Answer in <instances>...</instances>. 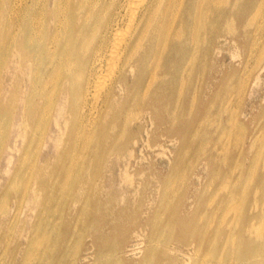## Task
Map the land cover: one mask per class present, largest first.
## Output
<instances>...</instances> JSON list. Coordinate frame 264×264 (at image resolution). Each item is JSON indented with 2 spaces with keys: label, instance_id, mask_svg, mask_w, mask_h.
<instances>
[{
  "label": "rangeland",
  "instance_id": "rangeland-1",
  "mask_svg": "<svg viewBox=\"0 0 264 264\" xmlns=\"http://www.w3.org/2000/svg\"><path fill=\"white\" fill-rule=\"evenodd\" d=\"M23 1L22 6L19 5L21 2L19 0L16 4L20 6L19 9L16 7L18 15L34 13V10L39 11L43 0H36L32 6H29L30 0ZM136 2L137 0H132L133 4ZM7 3V0H0V23L4 26L6 23V27L10 22V17H7L9 8ZM113 3H115L114 0H82L81 7L77 9L78 12L76 10L74 13L76 17L70 15L65 6H62L64 11L58 14L63 20V27L60 26L62 35L58 37L61 45L69 41L74 49L72 54L81 56L82 43H85L89 49L95 43L97 44L106 21L114 11ZM127 14L122 17L119 28L128 34ZM10 16L14 19L13 14ZM257 18L259 21L260 16ZM203 33H199L194 39L189 38L183 64V69L186 68V70L182 69V72L180 70L176 81L173 82V68L168 70V75L164 77L161 74L162 66L156 67L157 59L152 60L154 63L150 68H156L154 71L159 79L146 95H144L145 89H141L140 98L134 100L136 104L132 101L133 99H130L119 120L121 122L123 116H127L124 126L120 124L112 129V119L108 120L107 129L113 140H109L104 147L97 150L95 144L83 147L80 143L68 150L72 163H84L87 168L90 164L89 173L92 174L89 175L90 183L101 192L97 195L94 194L95 189H89V193L87 192V196L91 195L93 198L95 196L94 199L99 200L94 226L92 227L88 218L89 212L93 209V203L89 202L88 206L85 205L84 213L75 214V211L70 208L73 207L74 197L70 195L59 197L57 202L62 201L59 202V207L55 208L54 204L51 205L48 213L44 214L46 220L43 218L39 223L40 232L38 233H45V239L47 238L46 243L45 241L41 243V249H45L47 254L44 257L45 260L41 262L36 260V253L31 255L29 253L26 262L25 259L22 260L29 244L27 241L29 231L16 227L8 245L0 242V254H2L0 264H56L60 258L61 264L74 262V264H115L117 260L119 263L116 264H158V261L159 264H200L202 261L212 264L213 261L220 258L227 259L231 255L236 260L235 253L237 254L242 246L239 229L241 216L248 210L255 214L264 209V186L261 187V184L257 182L264 170L263 160L247 166L243 162L242 155H239L242 147L241 140L245 137L247 130L255 129L264 103V69L261 72V81L253 86L258 67L264 64V58H258L260 59L258 61L256 53L248 55L249 58L245 53L241 54L242 51L234 39L237 35L234 25L232 31H229L227 26L221 36H212L213 45L204 56V45L199 42ZM121 34L122 32L119 35L124 37ZM187 34L180 37L178 41H184L189 37ZM6 40L7 44L8 38ZM9 44L4 47V56L0 58V87L6 90L11 87L14 77L19 80L23 78L21 70L24 69L23 65L10 61L6 48L14 50L15 46ZM180 51H182L180 46L171 50L172 57ZM65 52L64 55L67 54V50ZM72 57L75 64H78L77 57L74 55ZM109 58L108 52L103 58L101 74L106 75L111 71L108 66V69H105L106 64H110L113 68L115 60L112 58L109 63L111 59ZM235 73L240 77L245 75L242 79L243 83L246 81L248 85L250 84L243 101H240L235 92L232 96H228L227 89L237 81ZM128 77V83L131 85L133 72L128 71ZM160 80L168 83L160 86ZM183 80L185 84H182ZM252 86L253 90L250 92ZM226 110L237 114L236 125L242 124L244 132L242 130L239 133L236 126L232 125L231 132L224 130L222 133V127H230ZM43 133L40 148L41 163L50 170L57 163L59 150L54 147L53 137L56 134L61 135L52 117L47 122V129ZM6 141L12 146L14 143L21 146V140L16 137L15 132H10ZM97 152H102V156L91 163L92 155ZM211 154H213L212 160H210ZM13 155L15 161L18 153L13 152ZM5 157L6 154L3 152L0 168H3L5 164ZM3 176L5 177L0 172V177ZM222 185H225L226 189ZM233 190L232 199H229L228 194ZM66 192L70 194L71 190ZM85 198V196L79 197L77 205H84ZM231 201L232 203H229ZM253 201H256L258 205L256 208H252ZM210 215L212 224L205 233V230L201 228L205 220L203 217L207 219ZM19 217L20 220L26 217L32 220L34 212L24 208ZM190 219H192L191 228L187 232L182 231V225L185 224L180 225V223H188ZM256 220V229L264 235V216ZM214 224L215 228L212 229ZM65 227H68V238L64 243L60 241V236ZM216 227L218 232H215ZM192 229H195L194 233L191 232ZM256 229L249 234L255 239V235L259 234ZM196 232L201 234V239H206L205 242L202 240L198 250ZM16 235H19L18 242L14 239ZM105 238L109 240V243L100 248L99 243ZM163 251L167 252L166 256L162 254Z\"/></svg>",
  "mask_w": 264,
  "mask_h": 264
},
{
  "label": "bare ground",
  "instance_id": "bare-ground-1",
  "mask_svg": "<svg viewBox=\"0 0 264 264\" xmlns=\"http://www.w3.org/2000/svg\"><path fill=\"white\" fill-rule=\"evenodd\" d=\"M19 1H21L19 5L24 2L23 0ZM30 1L29 6L36 3V0ZM138 1L137 4H133L132 0H114V11L105 23L100 40L90 49L87 48L85 43H82L80 49H83V53L78 56L72 54L74 49L69 41L61 45L58 40V37L62 35L60 26L63 25V20L59 18L58 14L61 11L63 13L62 6H65L68 13L73 16L75 11L81 7L82 0H43L39 11L34 10V13L27 15H21L20 13L18 15V7H20L16 5L18 0H7L9 7L7 17H10V22L7 27L6 23L5 26L0 23V58L2 55L4 56V47L10 43L9 45L15 46L14 50L6 48L10 61L17 65H23L22 68L24 67V69L21 70L23 78L19 80L14 77L9 89L6 90L0 87V159L3 152L6 154L5 164L3 168H0V172L5 175V177H0V242L8 245L13 238L11 234L14 233L16 227L23 231H29L27 252L25 250L24 256L22 255V260L25 259V262L29 253L30 255L36 253V260L38 259L39 262L45 260L44 257L47 254L45 249H41V243L43 241L46 243L47 238L45 239V233H38L40 232L39 223L42 222L44 214L48 213L51 205L54 204L55 208L59 207V202H62H57L59 197L68 195L74 197V202H72L74 208H70L75 211V214L84 213L85 205L88 206L89 202L93 203V209L89 212L88 218L92 227L94 226L99 200L94 199L95 196L94 198L91 195L87 196V192L89 193V189H95L94 194L96 195L101 192L90 183V176L92 175L89 173L90 164L87 168L84 163H72L68 150L73 149L78 143L83 147L95 144L97 150L104 147L109 140H113L107 129L108 120L112 119V129L120 126V124L124 126L127 116L124 115L125 117L123 116L121 122L119 120L130 99L134 101L140 98L142 88L145 89L144 95H146L151 86L159 79L156 71H154L156 68H150L151 64L154 63L152 60L157 59L156 67L162 66L161 74L164 77L168 75V70L173 68L174 74L172 77L174 82L178 78L180 70L182 72L187 52L185 49L188 47L189 38L194 39L196 35L204 32L199 42L204 45L205 51L203 54L205 56L213 45L212 36H221L227 26L229 31H232L233 25L234 30L237 31L234 39L242 51L241 54L245 53L248 56L256 53L259 56H256L258 61L260 60L258 58H264V0H140L139 3ZM10 14H13L14 19ZM124 14L128 15L129 23V29H127L129 31L128 34L124 31L125 35L123 30L121 31L119 28ZM259 16L260 20L258 21L257 17ZM84 18L86 17L84 16ZM120 32L124 37L119 35ZM186 34L189 36L186 38L187 40L179 42L180 37L186 36ZM6 38H8L7 44ZM178 46L182 48V51L172 57L171 50ZM58 50H61V52L57 53ZM66 50L67 54L64 55L63 53ZM87 51L88 53H86ZM108 52L111 58L108 62L110 63L112 58L115 61L113 68L110 67V64H106L105 69H108V66L111 71L105 75L101 74L102 62ZM73 55L77 57L78 64H75ZM263 69L264 64L262 63L258 67L253 86L258 85L261 81ZM185 70L186 68L183 69V71ZM128 71L133 72L131 85L128 83ZM235 75L237 81L235 84L233 83L231 88L227 89L229 91L228 96H232L235 92L240 101H243L250 84L248 85L246 81L243 83L242 79L245 75L243 77L236 73ZM159 82L160 86L168 83L164 80ZM182 84H185L184 80ZM253 86L249 90L250 92H252ZM134 104H136V101H134ZM150 105L152 106V104ZM226 112L229 115L230 127H222V133L224 130L231 132L232 125L236 126L239 133L242 130L244 132L242 124L236 125L238 122L237 114L235 115L234 111L226 110ZM50 117H52L53 123L61 135L56 134L53 137L54 147L56 150L59 149L57 163L54 164L53 168L47 170L41 163L40 148L43 132L47 129V122ZM258 119L255 129L247 130L245 137L241 140L242 147L239 155H242L243 162L247 166L263 160L262 168L264 169V103L260 109ZM10 132H15L16 137L20 138L21 146L16 143L13 146L7 143L6 140ZM214 148L217 149L216 146ZM13 152L18 153L15 161L13 160ZM97 153L92 155L91 163L97 157L102 156V152ZM212 156L213 154H211L210 160H212ZM263 178L264 170L257 180L261 187L264 186ZM68 190H71L70 194L66 192ZM234 190L228 194L229 199H232ZM84 196L86 197L85 204L78 206L77 199ZM225 201L226 198L224 199V205ZM229 203H232V201ZM251 205L252 208L258 206L256 201H253ZM236 206L238 207V204ZM24 208L34 212V219L29 220L26 217L20 220L19 216ZM227 210L230 211L231 209ZM257 212L254 214L248 210L241 216L239 229L242 246L237 254L235 253L236 260L231 255L232 257L229 256L227 259L222 260L220 258V260L213 261L212 264H264V235L255 227L256 219L259 220L264 216V209ZM212 213L214 215V210ZM192 219L188 223H180V225L185 224L182 225V231L187 232L191 228ZM203 220L201 228L206 233V230L212 224L211 215L207 219L203 217ZM222 221L224 220L222 219ZM214 226L215 224L212 229L215 228ZM41 229L43 230V228ZM253 229H256V232L259 233L255 235L256 239L249 235ZM193 231L195 229H192L191 232ZM215 232H218L217 227ZM195 236L198 237L196 243L198 250L203 239H201L199 232H196ZM18 237L19 235H16L14 238L17 242ZM67 238L68 227H65L63 234L60 236V241L65 243ZM229 239L231 240V238ZM108 243L107 238L102 239L99 247H104ZM162 254L166 256L167 252L163 251ZM116 263H119L118 260ZM56 264H61V258ZM200 264L207 263L202 261Z\"/></svg>",
  "mask_w": 264,
  "mask_h": 264
}]
</instances>
